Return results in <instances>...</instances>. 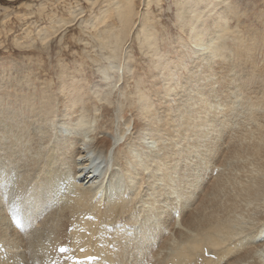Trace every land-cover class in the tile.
Segmentation results:
<instances>
[{"label":"bare ground","instance_id":"1","mask_svg":"<svg viewBox=\"0 0 264 264\" xmlns=\"http://www.w3.org/2000/svg\"><path fill=\"white\" fill-rule=\"evenodd\" d=\"M209 1L179 2L195 58L178 88L176 72L165 73L175 112L137 92L125 128L97 136L84 98L63 89L59 126L32 135L51 103L34 120L0 113V264H264V127L230 122L228 31L222 10L199 22L196 4ZM64 220L73 229L56 232Z\"/></svg>","mask_w":264,"mask_h":264},{"label":"rangeland","instance_id":"2","mask_svg":"<svg viewBox=\"0 0 264 264\" xmlns=\"http://www.w3.org/2000/svg\"><path fill=\"white\" fill-rule=\"evenodd\" d=\"M223 1V6H215V0L196 5L202 13L199 22L206 16L212 21L215 12L210 15V8L222 10L228 31L222 41L227 99L233 110L239 108L233 111L230 122L238 128L264 127V0ZM179 2L0 0V113L19 112L34 120L32 111L36 108L43 112L51 103L56 106L48 117L35 118L32 135L38 127L59 126L63 89L84 98L82 111L97 136L108 131L116 134L125 128L126 121L134 117L137 92L150 94L155 108L167 106L168 111L175 112L177 96H165V73L176 72L174 86L178 88V81L195 58L187 21L189 9L180 13ZM125 6L131 9L127 22L118 17L117 11ZM116 35L117 46L112 44ZM254 94L256 99L252 98ZM10 119L7 121L11 123ZM11 214L7 211L8 218ZM71 224H56V232L73 229L75 223Z\"/></svg>","mask_w":264,"mask_h":264}]
</instances>
